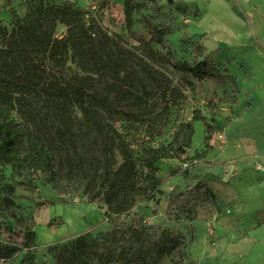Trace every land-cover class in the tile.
I'll return each instance as SVG.
<instances>
[{
  "label": "rangeland",
  "instance_id": "obj_1",
  "mask_svg": "<svg viewBox=\"0 0 264 264\" xmlns=\"http://www.w3.org/2000/svg\"><path fill=\"white\" fill-rule=\"evenodd\" d=\"M32 1L41 0H0V27L11 31ZM42 1L80 6L87 24L96 25V52L85 45L79 53L71 51L63 66L74 87L69 97L60 98L58 117L71 144L77 137L69 128L78 132L87 123V112L98 109L121 132L140 169L146 170L147 149H173L185 141L189 123L194 129L187 148L190 159H160L159 192L139 199L128 215L116 217L104 200L90 201L83 185L69 174L59 176L55 186L34 166L28 129L34 104L26 94L8 91L10 115L19 130L15 149L23 160L0 162V243L11 253L0 257V264H57L54 247L85 251L94 263L100 243L115 253L110 264H261L251 258L252 222L244 221V215L236 223L225 222L223 214L230 208L218 203L215 189L216 182L228 179L216 174L219 166L227 175L236 174L232 153L237 142L231 138L242 137L245 145L264 136V110L248 109L250 79L236 61H245V42L264 41V0L258 23L244 10L247 20L234 22L216 0H143L132 27L124 0ZM145 18L170 31L165 50L180 60L207 56L221 69L231 64L240 91L235 94L232 84L217 87L211 79H196L155 59L153 53L163 48L151 39ZM66 34V25L58 24L57 36ZM197 115L211 123L210 133L205 119H194ZM220 153L224 156L217 158ZM116 157L121 164L120 151ZM250 162L252 169H262L257 155ZM169 237H178L181 244L157 259L158 245Z\"/></svg>",
  "mask_w": 264,
  "mask_h": 264
},
{
  "label": "trees",
  "instance_id": "obj_2",
  "mask_svg": "<svg viewBox=\"0 0 264 264\" xmlns=\"http://www.w3.org/2000/svg\"><path fill=\"white\" fill-rule=\"evenodd\" d=\"M145 6L143 0H124V13L129 27H132L133 14ZM85 11L72 3L63 5L53 2L32 1L27 12L16 19L11 31L0 27V162H21L16 152L19 130L10 115L6 95L8 91L26 94L34 104V112L28 119V129L32 135L31 161L42 169L50 182L57 186L59 176L69 174L82 184L90 196V201L104 200L108 211L116 217L126 216L143 197H151L159 192L161 178L156 164L160 159L183 156L189 160L187 148L190 147L194 133L193 125L188 124L185 141L175 148L166 146L147 149L144 169L137 165L127 141L118 128L104 119L98 109L87 112V123L69 133L76 136V143L68 140L66 129L59 122V108L62 97H69L74 83L68 79L63 66L69 54L79 53L87 45L92 47L95 23L87 24ZM66 25L67 34L57 36L58 24ZM144 25L151 39L163 49L153 53L159 61L171 65L177 71L196 79H211L217 87L234 86L235 94L240 91L237 78L228 68L221 69L207 56L183 61L169 50L166 37L167 28L160 27L150 18L144 19ZM92 43V44H91ZM84 92L82 87L75 88ZM61 102V103H60ZM205 119L207 132L213 129ZM123 155V162L117 161V152ZM199 156H204L203 154ZM28 158L25 159V161ZM191 167H195L191 158ZM178 237L166 238L158 245L157 259L163 258L179 247ZM98 260L94 263L87 252L79 249L63 251L54 247L57 264H110L115 253L107 251L100 243L96 247ZM8 245L0 243V257L10 256Z\"/></svg>",
  "mask_w": 264,
  "mask_h": 264
},
{
  "label": "crops",
  "instance_id": "obj_3",
  "mask_svg": "<svg viewBox=\"0 0 264 264\" xmlns=\"http://www.w3.org/2000/svg\"><path fill=\"white\" fill-rule=\"evenodd\" d=\"M216 1L221 8L231 13L236 23L246 19L243 16V10L246 11V15L250 14L249 16H252L255 23L260 20L257 13L258 11L261 13L263 0ZM242 5L246 7L242 8ZM255 11L256 13H254ZM227 27L228 30L234 31L230 26ZM250 27L252 28L251 24ZM231 34L239 35L236 30ZM246 43L248 49H246L245 61L238 58H236V61L239 62L240 71L244 72L250 79V84L246 90L251 101V106L248 109L264 110V41H248ZM228 68L231 74L239 78L231 64H229ZM262 125L264 126V121ZM233 138H231V142H237H235L236 148L232 153L237 160L236 174L235 176L231 173L227 175L220 166L217 168L216 174L219 172L220 175L225 174L224 176L228 178L225 182H216L215 190L218 196V203L230 208L227 214L226 212L223 214L225 222L229 224L236 223L242 220L241 215H244V221L252 222L249 230V237L252 241L251 258L264 264V136L259 141L249 139L245 145L242 142V137L234 136ZM217 146L218 144H216ZM254 155H257L262 165V169L259 171L249 167L251 164L250 159ZM222 156H224V153H220L217 158Z\"/></svg>",
  "mask_w": 264,
  "mask_h": 264
},
{
  "label": "built area",
  "instance_id": "obj_4",
  "mask_svg": "<svg viewBox=\"0 0 264 264\" xmlns=\"http://www.w3.org/2000/svg\"><path fill=\"white\" fill-rule=\"evenodd\" d=\"M220 137H221V135H220Z\"/></svg>",
  "mask_w": 264,
  "mask_h": 264
}]
</instances>
